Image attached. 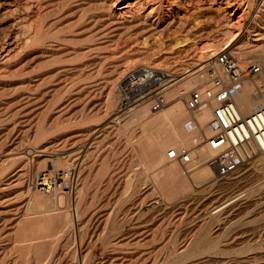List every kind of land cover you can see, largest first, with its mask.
Listing matches in <instances>:
<instances>
[{"label": "bare ground", "instance_id": "1", "mask_svg": "<svg viewBox=\"0 0 264 264\" xmlns=\"http://www.w3.org/2000/svg\"><path fill=\"white\" fill-rule=\"evenodd\" d=\"M242 1L240 0H0V6L3 7V9L5 8L6 15L14 11L15 13L17 12L16 13L18 14L17 17L14 14V16L16 17V19L14 18L15 20L14 22L18 21L19 24L22 23L24 25L22 28L23 31L26 29L25 44L28 48V50L26 49L27 52L25 54L26 64L24 65L22 64L23 67L17 64L18 67L20 68L22 67L25 70V72L23 70L24 72L23 75H25L26 73L27 76V77L25 76L26 78H24V81L25 80L27 81L28 86L25 85L26 83L22 84V88L25 86L24 90L25 89L31 90L33 86L34 87L37 86V91H38L39 86L41 87V85H48V89L43 90L42 89L43 86L41 87L42 90L39 89L41 95L45 96V93L47 94L48 92H50L51 95L55 96L57 93L56 90H58L56 89L57 88L56 86L62 88L61 85L63 86L68 85L69 83L68 81L71 82L73 80L75 81L76 79L79 80L81 77L84 78V76L88 77V73L90 72L89 70L93 69L92 65H95V62L99 61L98 59H100L96 55L97 53H99L100 49H98L99 51L98 50L96 51L94 50L95 47L96 49L98 47L101 48L102 43H103L102 48H105V45H107L106 47H108V45H112V43L117 41L119 43V40H121V38L125 34H127L129 38L125 37L128 39H126L125 41L122 40L123 42H121V44L120 43L118 44L120 45L119 46L120 48L118 47V49H116V51L119 49L120 51H124L123 53H121L123 56L121 57V59L117 57V59L119 60H117L116 62L113 61V59H112L113 62L111 61L112 64L114 62L115 63L112 67L113 69L111 74L108 76V83L110 84L108 89V92L110 93V94L108 93L110 96V100L108 101L110 102V105L111 106L116 105L117 101L119 100V95H117L118 91L116 94L112 93L113 87L114 86L116 87L115 81H117L116 79H119L118 78L119 76H117L118 73L125 74L126 71L136 67H151L152 71H156L154 75H157V77L160 80H159V86L156 87L155 90L159 88L157 90V93H160L163 96L165 100V104L161 108L157 110H153L152 109V104L154 102L153 95H146L137 104L118 114L115 118H119L120 120L118 119L119 120L117 121L118 123L117 124L115 123L116 125L115 124L114 125L116 126L115 128L117 130H120L123 135L124 134L126 135L127 137L125 139L127 142L126 144H131L134 142L138 146V150L136 152L134 151L133 153V155H135L136 160L142 166L140 168V171H138V175L143 173V171L147 169L154 170L152 182H154L157 186V189L159 191L158 195L159 196L162 195L165 198V201H167L168 207L171 208L176 207L175 209L179 210L183 208L184 207L183 205H185L186 203L188 202L192 203L194 201L197 203L199 202L198 205H200V207L196 210L197 212L195 216L196 219L191 220L190 224L184 227L183 229H177L176 231H174V234L171 235L172 237L170 236L168 241H166L165 245L163 247L161 246L162 250L158 257V263L156 262L157 264H264V150L257 151L260 153L257 154L256 152L257 155L253 157L254 159L253 160L251 159V161H249L250 159L248 160L250 163L249 165L250 167L245 170L246 173L245 172L239 173V170H236L232 174L225 175L226 177L223 176L225 178L224 182H220L221 178L223 177L214 179V170H213L214 168L210 164L209 159H211V157L215 155V150L210 149L205 143H199L201 141L200 139L203 136L208 135L210 133V129L207 125V122L211 118L212 106L214 102H212L208 106L203 107L200 110L194 111L193 113H188L185 106V100L188 96L189 91L192 88H196V87L203 88L210 86L209 83L210 73H206L205 68L207 67V65L210 64H212L213 66L216 65L215 59L212 58L215 57V55L222 49H228L232 51L238 58L239 63L241 65H245L246 63L257 61V63L260 66V70L256 74H254L251 79H247L246 81H244L243 87L235 96V99L239 105L242 114H248L249 112H251L255 108L256 103L259 104L264 102V0H246L243 3ZM133 2L135 5L133 4ZM150 3L155 8L153 14L147 13L145 15L144 14L139 15L138 13L136 12L134 13L133 11H131L132 4L140 9L141 6L143 7ZM206 4H210V5L223 4V7H221L222 5H219L217 9L214 10V12H210L211 7L209 8V11H207L208 8L206 10L202 9V7H204ZM66 7H70V10L67 11ZM115 7H118L117 9L120 10H116ZM124 8H127V11H129L131 15H129L130 14L129 13L128 17H124L123 14L125 15L126 10H121ZM185 9H187V11ZM238 10L240 12L237 13L236 11ZM188 12L190 13L188 14ZM70 13L72 19L75 18L78 24L81 25L79 30L78 28L76 29L78 31L71 30L73 29L72 26L73 23L69 24L67 22L68 24L63 25L66 22L65 16H67L68 18V14ZM250 13H252L251 16ZM190 14H192L191 19L195 21V25L193 24L194 26L190 25L189 23L186 24V22L190 19V18L188 19ZM10 15L13 14H9L8 17ZM246 16H249L247 20L245 19ZM49 17L50 18L52 17V19H49ZM212 17H216V19H214L215 21H217L215 22L217 23L215 27H212L211 24L210 27L207 24V22ZM68 20H70V18ZM245 21H249V24L247 26L245 25ZM18 22L16 23L18 24ZM68 27L70 28L72 27V28L68 29ZM171 30L172 31L174 30L173 33L178 32L180 34H183L184 36L193 35V37L195 36L199 40V43L201 42L200 44L205 42L206 44L204 43L205 45L203 47H200L202 48V50L199 51L200 53L198 54L199 56H197V54L193 55L191 53L192 55L190 54L191 56L189 55L190 57H188L186 60H184L182 57L184 61H178V63L174 64L173 63L174 60L173 62H171L170 59L175 58V56H173V54L175 53L172 51V49H174L173 46L175 45L174 44L175 42L174 43L159 42L160 44L159 45L157 44L158 46L144 47L146 37L147 38L149 36L165 37ZM77 33L78 34L80 33V35H77ZM175 38H177V36L173 38L174 41H176ZM81 39H83L84 42L89 41L90 43L87 44L88 43L87 42L85 43L87 45L81 46L80 45L81 43L78 41V40L81 41ZM178 41L176 44H178ZM77 42L80 43V44L78 43L79 47H77L78 45L75 46ZM115 44L117 43H114L113 45ZM90 50H92L93 52H90ZM94 51H96L97 53L95 54ZM174 51L176 50L174 49ZM89 53L90 54L92 53V55L98 57L97 59L94 56L97 59L94 60L95 62L93 61L94 64H92L93 62H91L90 57H88ZM92 55H90L91 58L93 57ZM98 55L100 56L101 54ZM152 56H155L154 59L152 58L153 59L152 61L153 62L158 61L159 63L158 65H154V64L152 65L151 63L153 62L147 61L150 60ZM85 57H87V59H85ZM76 59L77 60L82 59V61L79 60V62L77 63H72L73 60L75 62ZM101 59L103 58L101 57ZM176 59L177 58H175V60ZM65 60L68 61V64L66 62H63L64 64L63 66H61V64L60 67L57 66L59 63ZM208 60L210 61L205 63L204 65H201L202 63ZM69 61L72 62H70L69 64ZM56 63L57 65H55V67L58 68H56L55 71L53 70V68H52L53 71L50 69L52 72L48 71L49 69L47 70V67H49L50 65L52 66L53 64ZM90 64H92L91 65L92 69L89 66ZM94 68L96 69V67ZM8 69H10V71L12 70L11 67H9ZM15 69L17 68L15 67ZM19 71H21V69ZM216 71L219 74H222L220 67L218 66H216ZM14 72L16 71L14 70ZM84 79L87 78L85 77ZM66 80L68 83L66 82ZM20 81H22V79ZM11 83L12 82H10V84ZM4 85L5 83L1 80L0 88L5 87ZM68 87H70V85ZM20 89H21V85H20ZM34 90L35 88L31 90L32 93L31 91L30 93L29 91H27V93L23 91L20 94H18L19 92L17 91L18 95L16 93L15 96L13 95L14 99L17 98L18 100L17 101L15 99L13 102L15 103V101H17L16 104L19 103L18 105L20 106L17 107L18 106L17 105L16 106L17 109L18 108L24 109V110L20 109L23 111L17 110L21 112L20 114H23L22 112L25 111L28 114L30 110H33L34 112L36 111V113L45 110L43 107H39L41 109L43 108L41 110L34 106L35 105L34 102L36 101V99H38V94L35 92L36 90L35 91ZM69 90L67 92L72 93V91L69 92ZM33 91L35 92V94H33L34 93ZM77 91H81L82 93V87ZM88 91L90 90L88 89ZM12 93H14V91ZM63 94L64 93L62 92V94L60 95ZM13 97L10 99L13 100ZM57 99H58L57 96H55V100ZM12 100L11 102H9L8 100L7 103L9 104L11 103L10 105L14 107V104H12L13 103ZM4 101L6 100H1L0 102L1 103L3 102L5 104L6 102ZM43 102H47V100ZM1 103H0L1 105L0 108L3 109L4 107L2 106L4 104L2 105ZM26 104L27 106L29 104L31 105V109L29 108L30 110H25V108H28ZM67 104L68 107L70 108L71 105L69 106V103ZM7 105L8 104L4 106L6 107ZM48 105L50 104H47L46 106ZM8 107L6 108L7 111H9L8 109L11 108ZM68 107H66V109ZM1 109H0V117L2 118H0V120L1 119L4 120V118L7 117L6 115L8 112H6V110H2L6 112L3 113L5 115H2ZM50 109H51V105H50ZM15 110L14 112L12 109L10 110L12 111V113H14V117L16 113L19 114V112H15ZM46 110L48 111L49 109ZM46 110L44 113H46ZM63 111L65 110L62 109V113ZM66 112L68 113V111ZM12 113L11 114L8 113V115L10 116L9 118H13L11 117ZM26 113L23 114L24 117ZM41 113L39 114L41 115ZM31 114L33 116L32 112L30 113V115H27L29 122L31 118L28 116H31ZM19 115L17 116L18 118L23 116L20 115L19 117ZM44 115L41 116L44 117ZM189 115L192 116V119L190 120L192 123H190L189 121ZM34 119L33 122L36 120ZM40 119L42 120L43 118ZM3 122L5 123V121ZM41 122L43 123V120ZM41 122L40 123L38 122V124L36 122L37 124V126L35 125L36 130L33 129L35 133L33 134L34 136L32 140L35 143L36 142L39 143L40 142L39 140L43 136L46 137L45 136L47 133L46 130L50 129L49 127L48 129H45L46 127H43ZM193 123H195L194 126ZM26 124L28 125V123ZM31 125L30 126L28 125V129L29 127H31ZM55 126H57V124L55 123L52 124V127L55 128ZM189 126H191L192 128H190ZM4 128L5 127H3L2 130H4ZM8 128L10 127L5 128V130ZM24 128H26L25 125ZM11 129L13 130L12 127ZM28 131L26 133H28ZM60 131L62 132V129H60ZM8 132H13V131H8ZM51 132L52 130L50 131V133ZM8 134L9 133L6 132V134L3 135V137L1 135L0 138L2 140L4 138L5 144H8L7 141H9V139L6 140L5 137L7 136L8 138V136L12 135V134L10 135ZM19 138H22V136ZM12 139L13 137L11 138V141H13ZM80 139L82 140L81 137ZM20 140L22 139L19 140L17 139L19 145L21 143ZM64 140L66 141L65 137L61 145L63 147H64L63 144L65 142ZM77 140L78 139H76V142ZM3 144L2 146L4 147L5 145ZM66 145L71 146L72 143ZM193 145H197V151H198V157L195 161L183 163L174 158H169L167 155L168 150H170L171 148H174L177 151H179L182 148ZM10 146H13V143ZM20 146H22V144ZM5 147H7V145ZM18 147L16 151H14V156L15 159L21 161L22 165L21 164L20 165L22 167L17 169L15 172H12L13 174L9 173V176L7 175L8 177L3 175L7 177L6 179L12 178V182L14 181L15 186L16 184L17 185L19 184V187H16V189L20 188L22 191L24 190L26 192L25 194L27 195L26 197L27 200L25 198L26 214L20 220L15 221L12 227L10 228L12 229L11 231L12 233L10 236L12 241L10 242V244H12V248L10 249V253L12 251L16 252L15 256L17 255L18 256L15 258L21 260V262L24 261V264L30 263V260L31 262L35 261L36 264L38 262H43V261L44 263L42 264H51L52 259L50 257L53 255V252L59 243L58 240H60L64 236L63 246L64 245L69 246V250H67L68 251L67 254H69L68 256H70V258L72 259L69 264H78L74 261L73 258L76 256L77 253L79 255H82L83 257H87L91 251L90 246L92 245V241L89 240L87 242L86 247L82 249V247L80 246L76 247L75 240L77 238L82 239V237L85 234V230L87 231L89 230V228L90 230H92L91 232H95L98 229V227H100L99 225L101 222H104L103 227L104 228L107 227V232L96 235L97 238L101 239L104 242V244L111 245L113 248H118V245H121L122 242L124 243L125 240L127 242L128 241L127 239H130L129 237H131V235L127 236L128 235L127 232L120 233L122 227L124 226V224L129 222L130 218L133 216L137 207L143 204V202L147 201L146 198L150 197V195L153 193L152 190L150 193V189L148 192H146V190L148 189H145L146 194H143L142 192L143 196L142 195H141L142 197L140 196V201L138 204H136L135 202L137 201L136 199L133 200L134 194L132 195L130 193L128 195L120 196L116 200L117 205L116 204L115 205L117 207L118 206L121 207L122 205L124 206L123 208L121 207L123 209L122 215L118 214L119 210L116 209L115 211H113L111 215L109 214V216H107V218L103 220L101 219L102 216L99 217L98 212H96L98 208L97 209L95 208L96 210H92L94 209L92 207L95 201L93 202L90 199L89 202L86 201L85 199L86 190L88 189V184H89L87 183L88 182L87 172H89V170L87 169L86 165H84V161H85L84 148L81 147L82 149L80 150L78 149V151L76 152H71V154L67 153L68 157L69 156L72 157V153H74L75 161H73L72 163L74 165L73 167H69L68 164L65 163V168L68 167V169H66V171L62 170L61 178L63 179V181L68 182L67 184L68 189H64L62 187L63 182L61 183L54 182L53 185L51 186L49 183L51 181L50 180L48 181L47 176L51 175V170L50 168L49 169L47 168L46 166L47 162H51V164L53 165L55 163H58V162L54 163L55 160H53L52 157H51L52 160L51 159L47 160L50 157L49 153L52 152L48 149L49 146L47 147L42 145V147L44 148L41 149V154H38L35 150L30 152L29 148L22 151L20 150L22 148L18 149ZM51 148L52 147H50V149ZM33 152H36L38 154L37 157L33 156L34 155ZM30 154L31 157L33 156L36 159L35 160L30 159L29 158ZM53 155L55 154L53 153ZM11 157L12 156H10V158ZM64 157L66 156H63V158ZM8 158H5V160ZM65 159L67 160V158ZM11 160L10 163L12 164ZM3 161H4V157L0 159V173L6 172L5 164L3 163ZM62 161L63 160H61L60 162L62 163ZM248 161L247 164H249ZM15 163L16 162H14V164ZM105 164L106 163H102V165H100L101 168H98L96 170L95 172L96 179H98L97 177L105 173L106 168L103 167L105 166ZM29 171L36 172L34 176L36 179L34 180L32 186L29 185L30 182L32 181L29 180L30 182H28V178H27ZM255 174H256L255 176L256 179L261 175V178L259 177L260 180L259 182L255 181L256 180L255 179L254 182L257 183L252 182V184H250L251 182L249 183L245 181L244 183L243 181L244 184H241L242 182L241 179L243 178L249 179L250 176ZM5 177H2L4 178V179L1 178L2 180L0 179V191H2V193H4V191L9 190L10 189L9 186H11V188L13 186V184L10 185L11 181L9 183L7 182V180H6L7 183L4 182ZM125 181L126 182L123 183L124 191H128L129 189H131L132 193L133 191L136 193L142 190L143 187L141 185L142 183L144 184V182H146V179L136 178L134 180L128 179ZM223 183L225 184L223 185ZM31 188H33L34 191H31ZM97 188H99L98 185ZM97 188L95 189L96 191ZM20 189L17 190L19 191ZM45 190L50 192V194L53 192L54 197H52V194L50 196L48 194L42 193L45 192ZM225 190H228V192L225 193ZM158 195L157 197L155 196L154 197L158 198ZM152 199L154 198L152 197ZM57 205H59L58 208ZM95 206H97L96 203ZM117 215L118 216L121 215V216L118 218ZM4 218L3 221H6ZM0 229L3 228L0 227ZM6 233L5 235L7 236L8 234L7 237H9V233L7 234ZM136 239L138 240V237ZM134 249L135 248H133V251L130 254L128 253L129 254L128 258L127 256L123 255L124 257L120 259H116L117 262L113 264H147L148 259L151 258V256L153 255V253L147 252L145 250H138L134 252ZM0 250L2 251V253L0 251V255H2L4 252V248L3 249L0 248ZM85 250L86 252H83ZM125 257L127 258L128 263L127 262L125 263L126 261ZM1 260L2 259H0V261ZM107 264H110V262Z\"/></svg>", "mask_w": 264, "mask_h": 264}, {"label": "rangeland", "instance_id": "2", "mask_svg": "<svg viewBox=\"0 0 264 264\" xmlns=\"http://www.w3.org/2000/svg\"><path fill=\"white\" fill-rule=\"evenodd\" d=\"M240 1H242V0H240ZM246 0H243L242 1V3L243 2H245ZM133 4H134V2H133ZM132 4V10L131 11H133L134 13L136 12V13H138L139 15H145V14H147V13H151V14H153L154 13V6H152V4L150 3V4H147V5H145V6H141V8L139 9V8H137V6L135 7L134 5ZM122 5V4H121ZM210 4H206L204 7H202V9L204 10H206L207 8V11H209V8L211 7V11L210 12H214V10H216L217 9V7L219 6V5H222L221 7H223V4H211L210 6H209ZM4 6V5H3ZM213 6V7H212ZM71 7V6H70ZM70 7H66L67 8V11L68 10H70ZM150 7V8H149ZM66 8H65V11H66ZM72 8H74V7H72ZM118 7H115V9L116 10H120V9H117ZM152 8V9H151ZM121 10H126V13H125V15L123 14V16L124 17H128L129 15H131V13L129 12V11H127V8H124V9H121ZM129 10V9H128ZM135 10V11H134ZM186 11H187V9H185ZM137 11H139V12H137ZM128 12V13H127ZM146 12V13H145ZM183 12H185V11H183ZM237 13L238 12H240L239 10L238 11H236ZM5 13V14H4ZM17 13V12H16ZM15 13V11L14 12H12V13H9V14H13V15H10L9 17H8V15L9 14H7L6 15V12H5V8L3 9V7H1L0 6V76H2V77H0V79L5 83V87H3V88H0V101L1 100H6V101H4V102H6L5 104L2 102H0L2 105L4 104V105H6V104H8L6 107L3 105L2 107H4L3 109H1V114L2 115H5V114H3V113H6V112H8L9 114H11L12 113V111H10L11 109L13 110V112H14V110H15V112H19V114L21 113L20 111H23L24 109L23 108H20V109H23V110H20L19 108L17 109V107H20L18 104L19 103H17L16 104V102L18 101L17 100V98H15L17 101H15V103L13 102L15 99H14V97H13V95L15 96V93L17 94L18 92V94H20L21 92H26L27 93V91H29L30 89H28V90H24V88H25V86L22 88V84L23 83H26L25 85H27L28 86V84H27V81L25 80L24 81V78H26L27 76H26V73H25V75H23L24 74V72H25V70L22 68L23 67V65L24 64H26V60H25V54H26V52H27V50H28V48H27V46H26V44H25V40H26V38H25V35H26V29L23 31V24L22 23H20L19 24V22L18 21H16V22H18V24L16 23V22H14L15 20H14V18L16 19V17H17V15L18 14H16ZM72 13V12H71ZM71 13L70 14H68V18H67V16H65V18H66V22H65V24H63V25H66V24H71V23H73L72 24V26H73V29H71L70 27H68V29L70 28L72 31L74 30V31H78L79 30V28H80V24H78V22L76 21V19L75 18H73L72 19V16H71ZM130 13V14H129ZM190 12H188V14H189ZM236 13V14H237ZM6 15V16H4V15ZM14 14H15V16H14ZM129 14V15H128ZM191 15L192 14H190V16L188 17V21L186 22V24H190V25H195V21L193 20V19H191L192 17H191ZM252 15V13H250V16ZM4 16V17H3ZM12 16H14V17H12ZM70 16V17H69ZM13 18V20H12V18ZM217 17V16H216ZM216 17H212V18H210V20L207 22V24L210 26V24H211V26L212 27H215L216 26V24L217 23H215V22H217V21H215L214 19H216ZM70 18V20H68ZM249 18V16H246L245 17V19L247 20ZM49 19H52V17L50 18L49 17ZM72 19V20H71ZM11 20H12V22H11ZM74 20H75V22L77 23H75L74 22ZM72 21V22H71ZM8 22V23H7ZM68 22V23H67ZM16 23V24H15ZM75 23V24H74ZM192 23V24H191ZM11 24V25H10ZM249 24V21H245V25L247 26ZM75 25V26H74ZM193 25V26H194ZM71 26V25H70ZM210 26V27H211ZM20 27V28H19ZM78 28V30H76ZM21 31V32H20ZM172 31V30H171ZM171 31L164 37V36H149L148 38L146 37V39H145V45H144V47L146 46V47H153V46H158L160 43H169V42H172V43H174L175 45L173 46V48L176 50V51H174V49H172V51L175 53V54H173V56H175V58H177L176 60H175V58L174 59H170L171 60V62H173V60H174V64H176V63H178V61H184V60H186L188 57H190L192 54L194 55H196L197 54V56H199L198 54H200L199 53V51H201L202 50V48H200V47H203L205 44L204 43H202V44H200L199 43V40L196 38V40H195V38L193 37V35H187V36H184L183 34H180V33H178V32H176V33H173L174 32V30L172 31V33H171ZM62 34V33H61ZM77 35H80V33L78 34L77 33ZM179 35V36H178ZM24 36V37H23ZM168 36V37H167ZM177 36V38H175V40L176 41H174V37H176ZM191 36V37H190ZM125 37H128V35L127 34H125L122 38H121V40H119V43L121 44V42H123V41H125L126 39H128V38H125ZM184 37V38H183ZM187 37V38H186ZM184 39V40H183ZM185 39H187V40H185ZM123 40V41H122ZM148 40V41H147ZM179 40V41H178ZM79 42H77V44H75V46H77V47H79V44L81 45V46H84V45H87V44H89L90 42L89 41H85L84 42V40L83 39H81V41L80 40H78ZM177 41H178V44H176L177 43ZM83 42V43H82ZM88 42V43H87ZM153 42V43H152ZM160 42V43H159ZM180 42V43H179ZM79 43V44H78ZM85 43H87V44H85ZM114 43H117V44H115V45H113ZM114 43H112V45H108V47H106L107 45H105V48H102V46H103V43H102V46H101V48H99L98 46V48L96 49V47L94 48V50H98V49H100V51H99V53H97L96 51H94L95 52V54L101 59V57L103 58V59H101V61H100V59H98V57H96L95 55H92V53L90 54L89 53V56L88 57H90V59H91V62H93L96 58L99 60V61H94L95 62V65H92V64H94V62L92 63V64H90L89 66H90V68H91V65H92V68L94 69V71H93V69L92 70H89L90 72L88 73V77L87 76H84V78L86 77L87 79H84L83 77H81L79 80H73V81H68L67 82V80H66V82L68 83V85H66L65 83V85L68 87L69 85H70V87H68V90H69V92L70 91H72V93L70 92V93H68L67 91V87L66 86H63V85H61L62 86V88L61 87H58V86H56L55 88L56 89H58V90H56V95L55 96H57V100H55V96H53V95H51L50 94V92H48L47 94L45 93V96H43V95H41V93H40V91H39V89H41V87H42V89L44 90V89H48V85H41V87L39 86V88H38V91H37V86L36 87H34L33 86V88H35V92L38 94V99H36V101L34 102V106L35 107H37L38 109H41V108H39V107H43L45 110L46 109H49L48 111L46 110V113H44L45 112V110L43 111L42 109V113L39 111V112H37L36 113V111L34 112L33 110H30L31 109V103L27 106V104H26V106L28 107V108H25V110H30L29 111V113L27 114L26 113V111L25 112H22L23 114L24 113H26L27 115H30V113L32 112L33 113V116H32V114H31V116H28V117H30L29 119H30V122H32V123H30L29 122V120H28V118H27V115L25 114V117H24V115L23 114H20L22 117H20V115L18 114V113H16V114H18L19 115V117L20 118H18L17 116L18 115H16L15 114V117H14V113H12V115H11V117H13V118H9L10 116L8 115V113H7V117L6 118H4V120H0L1 122H0V138H1V135H2V137H3V135H5L6 134V132L7 133H9L8 135H10V134H12V135H10V136H8V138H7V136L5 137L6 138V140H8L9 139V141H11V138L13 137V141H11V142H9V141H7L8 142V144H5V140H4V138H3V140L2 139H0V142H1V144H0V159L1 158H3L4 157V161H3V163L5 164V173H0V179L2 178V177H5V176H9V173L10 174H13L12 172H15L17 169H19L20 167H22L21 165H22V163H21V161H18V159H15V156H14V151H16V149H17V147H18V149L19 148H22V149H20V150H22V151H24V150H26L27 148H29V151L31 152V151H36L38 154H41V149H43L44 147H42V145L43 146H49V150L50 151H52V152H50L49 153V158L47 159V160H52V158H53V160H55L54 161V163L55 162H58L59 164H62V165H59L58 163H55L54 165L53 164H51V162H47V168L49 169L50 168V170H51V175H48L47 176V178H48V181L50 180L51 182H49L50 183V185L52 186L53 185V183L55 182V183H61V182H63L62 183V187L64 188V189H68L67 187H68V182L67 181H63V179L61 178V173H62V170H65L66 171V169H68V167L67 168H65V163H67L68 164V166L69 167H73L74 165L72 164L73 163V161H75V157H74V153H72V157H68V154L67 153H70L71 154V152H76V151H78V149L80 150V149H82V148H84V152H85V158H84V165H86V167H87V169L89 170V172H87L88 173V175H87V183H89L88 184V189L86 190V197H85V199H86V201H89L90 202V199L94 202V205H93V207L92 208H94V209H92V210H96L97 208H98V210H96V212H98V215H99V217H101V219H105V218H107V216H109V214L111 215L112 213H113V211H115L116 209H118L117 211L119 212L118 214H121L122 215V211H123V205L121 206V207H117L116 205V200H117V198H119L120 196H122V195H128V194H134V197H133V200H137V201H135L136 202V204H138L139 203V201H140V196L142 195L143 196V194H146V192H148L149 191V189H150V193H151V190H152V192L154 193V195H153V193L150 195V197H147L146 198V202H143V204H141V205H139L138 207H137V209H136V211L134 212V214H133V216L130 218V220H129V222H127L126 224H124V226L122 227V230H121V232L120 233H126L127 232V236H129V235H131V237H129L130 239H127L128 241V243L126 242V240L124 241V243L122 242V244L121 243H119V244H121V245H118V248H113L111 245H108V244H104V242L101 240V239H99V238H97V235H99V234H101V233H105V232H107V227L106 228H104L103 227V224H104V222H101L100 223V227H98V229L96 230L97 231V233H96V231L95 232H91L92 230H90V228H89V230H85V234H84V236L82 237V239H76L75 240V245H76V247L77 246H80V247H82V249H84V247H86V245H87V242L90 240V241H92V245L90 246L91 247V251H90V254H88V256L87 257H83L82 255H79L78 253L76 254V256L73 258L74 259V261L76 262V263H78V264H107V263H109L110 262V264H113V263H115V262H117L116 261V259H120V258H122V257H124V256H127V258H128V256H129V254L133 251V248H135L134 249V252H136V251H138V250H145V251H147V252H151V253H153V255L151 256V258H149L148 259V261H147V264H155L156 262L158 263V257H159V254H160V252H161V250H162V248H161V246L163 247L164 245H165V243H166V241H168V239L170 238V236L171 235H173L174 234V231H176L177 229H183L184 227H186L187 225H189L190 224V222H191V220H193V219H196L195 218V216H196V214H197V212H196V210L200 207V205H198L199 204V202L197 203V202H188V203H186L185 205H183L184 207L183 208H181V209H179V210H176L174 207H168L167 206V201H165V198L161 195V196H159L158 194H159V191H158V189H157V186H156V184L154 183V182H152V178H153V175H154V170L153 169H147V170H145V171H143V173H141V174H139L138 175V171H140V168L142 167L141 166V164L136 160V158H135V155H133V153H134V151L136 152L137 150H138V146L133 142V143H131V144H126L127 142H126V135L124 134H122V132L120 131V130H117L115 127V125L118 123L117 121H119L120 119L119 118H115L118 114H120L122 111L120 110V108H119V100L117 101V103H116V105H110V102L108 101V100H110V96H109V92H108V89H109V83H108V76L111 74V72H112V67H113V65H114V63L117 61V60H119V59H117V57H119L120 59H121V57L123 56L121 53H123L124 51H120V49L119 50H117L116 51V49H118V47L120 46V45H118L119 43H118V41L117 42H114ZM156 43V44H155ZM192 43V44H191ZM158 44V45H157ZM98 45H101V44H98ZM162 45H164V44H162ZM114 46V47H113ZM143 46V45H142ZM111 49H110V48ZM112 47H113V49H112ZM25 48V49H24ZM114 48H115V50H114ZM120 48V47H119ZM156 48V47H155ZM27 49V50H26ZM92 49V48H91ZM106 49V50H105ZM110 49V50H109ZM192 49V50H191ZM200 49V50H199ZM187 50V51H186ZM195 50V51H194ZM16 51V52H15ZM112 51H115V52H112ZM118 51H120V52H118ZM198 51V52H197ZM90 52H93L92 50H90ZM183 52V53H182ZM24 53V54H23ZM118 53V54H117ZM192 53V54H191ZM98 54H101L100 56L98 55ZM112 54V55H111ZM177 54H178V56H177ZM191 54V55H190ZM90 55H92L93 57L91 58V56ZM106 55V56H105ZM121 55V56H120ZM184 55V56H183ZM190 55V56H189ZM20 56V57H19ZM96 58H95V57ZM104 56V57H103ZM110 56V57H109ZM114 56V57H113ZM187 56V57H186ZM7 57V58H6ZM108 57V58H107ZM112 57V58H111ZM154 57L155 56H152L151 58H150V60H147V61H149V62H153L152 60L154 59ZM180 57V58H179ZM182 57H183V59H182ZM19 58H20V60H19ZM94 58V59H93ZM153 58V59H152ZM5 59V60H4ZM13 59H15V60H13ZM24 59V60H23ZM82 59H84V58H82ZM82 59H79L80 61H82ZM85 59H87V57H85ZM96 59V60H97ZM105 59H107V60H105ZM112 59H113V61H115L113 64L111 63V61H112ZM212 59H215V57H213ZM79 60H77L76 59V61L74 62V60H73V62L72 61H69V64H70V62H72V63H77V62H79ZM103 60V61H102ZM211 60V59H210ZM210 60H208V61H206V62H204V63H202L201 65H204L205 63H207V62H209ZM18 61V62H17ZM112 61V62H113ZM13 64H12V63ZM22 62V63H21ZM25 62V63H24ZM63 62H66L67 64H68V61L67 60H65V61H62L61 63H59L58 65H57V63L56 64H53L52 66L50 65L49 67H47V70L48 71H51L52 70V68H53V70L55 71V69L56 68H58V67H55V65H57V66H59L60 67V64H61V66H63L64 64H63ZM99 62V63H98ZM103 62V63H102ZM256 63H257V61H255ZM20 63V64H19ZM71 63V64H72ZM98 63V64H97ZM172 63V64H173ZM6 64V65H5ZM8 64V65H7ZM19 65V66H22L21 68L20 67H18V65L17 66H15V65ZM23 64V65H22ZM152 65L154 64V65H158L159 63H158V61L157 62H153V63H151ZM172 64H170V65H172ZM173 64V65H174ZM97 65H99V66H97ZM112 65V66H111ZM200 65V66H201ZM211 65L212 64H210V65H207V67L205 68V72L206 73H210L211 72V70L210 69H212L211 68ZM13 66H15L17 69H15V67H13ZM110 66V67H109ZM9 67H11L12 68V72L10 71V69H8ZM55 67V68H54ZM94 67H96V69L94 68ZM199 67V66H198ZM6 68V69H5ZM13 68H14V70L16 71V72H14V70H13ZM18 68H19V70L21 69V71H19L18 70ZM136 68H138V67H136ZM8 69V70H7ZM51 69V70H50ZM134 69V68H133ZM5 72H4V71ZM23 70H24V72H23ZM52 70V71H53ZM8 71V72H7ZM51 71V72H52ZM18 72H19V74H18ZM92 72V73H91ZM127 72V71H126ZM2 73V74H1ZM5 75H4V74ZM16 73V74H15ZM9 76H8V75ZM18 74V75H17ZM21 74V75H20ZM91 74V75H90ZM120 73H118L117 74V76H119L118 78L119 79H116L117 81H115V85L117 84V82H118V80H120L123 76H124V73H121L120 75H119ZM23 75V76H22ZM26 76V77H25ZM10 77V78H9ZM20 77V78H19ZM17 78H19V79H17ZM22 79V81H20ZM84 79V80H83ZM0 80V81H1ZM70 80V79H69ZM80 80H82V81H80ZM86 80V81H85ZM8 83H7V82ZM20 81V82H19ZM10 82H12L11 84H10ZM79 83V84H78ZM87 84H88V86H87ZM14 85V86H13ZM20 85H21V89H20ZM91 85V86H90ZM6 86H7V88H6ZM26 86V87H27ZM44 86H45V88H44ZM47 86V87H46ZM77 86V87H76ZM80 86V87H79ZM159 86V84H156L155 85V87H154V89L156 88V87H158ZM73 87V88H72ZM75 87H76V89H75ZM82 87V93H81V91H77V90H79L80 88ZM115 87V86H114ZM113 87V89H112V93H114V94H116L117 93V89H116V87L114 88ZM33 88H31V90H33ZM54 88V89H55ZM66 88V89H65ZM91 88V89H90ZM7 89V90H6ZM17 89V90H16ZM23 89V90H22ZM41 89V90H42ZM66 90V92H65V90ZM72 89H74V90H72ZM88 89L90 90V91H88ZM159 89V88H158ZM158 89H156V90H158ZM4 90V91H3ZM5 90H6V92H5ZM30 90V91H31ZM61 90V91H60ZM84 90H85V92H84ZM9 91V92H8ZM11 91V92H10ZM14 91V93H12ZM18 91V92H17ZM30 91H29V93H30ZM33 91V92H34ZM77 91V92H76ZM92 91V92H91ZM5 92V93H4ZM35 92L33 93V94H35ZM62 92L64 93L63 95H60V94H62ZM84 92V93H83ZM88 92V93H87ZM7 93V94H6ZM31 93H32V91H31ZM52 93V92H51ZM75 93V94H74ZM109 93V94H108ZM10 94V95H9ZM17 94V95H18ZM36 94V95H37ZM53 94V93H52ZM59 96H58V95ZM70 94V95H69ZM78 94H79V96H78ZM82 94H83V96H82ZM87 94V95H86ZM5 97H4V96ZM12 95V96H11ZM50 97H49V96ZM67 95V96H66ZM69 95V96H68ZM118 95V94H117ZM3 98H2V97ZM62 96V97H61ZM72 98H71V97ZM75 96V97H74ZM77 96V97H76ZM109 96V97H108ZM13 97V100L12 99H10V98H12ZM70 97V98H69ZM86 97V98H85ZM88 97V98H87ZM51 98V99H50ZM76 98V99H75ZM9 100V102H11V100H12V104H14V107L12 106V105H10L9 103H7L8 102V100ZM41 99V100H40ZM79 99V100H78ZM84 99H86V100H84ZM47 100V102H43V101H46ZM52 101V102H51ZM73 101V102H72ZM84 101V102H83ZM41 102V103H40ZM77 102V103H76ZM108 102H109V104H108ZM37 103V104H36ZM60 103V104H59ZM67 103H69V106H70V108L68 107V104ZM47 104H50L51 105V109H50V105H48V106H46ZM53 104V105H52ZM65 104H67V105H65ZM81 106H80V105ZM10 105V106H9ZM18 105V106H17ZM21 105V104H20ZM37 105V106H36ZM83 105V106H82ZM110 105V106H109ZM1 106V105H0ZM11 107V108H9V107ZM17 106V107H16ZM46 106V107H45ZM59 106V107H58ZM73 106V107H72ZM9 108L8 110L9 111H7L6 110V108ZM62 107V108H61ZM66 107H68L67 109H66ZM108 107V108H107ZM30 108V109H29ZM58 108V109H57ZM72 108V109H71ZM75 108V109H74ZM84 108V109H83ZM62 109L63 110H65V111H63V113H62ZM69 109H70V111H69ZM87 109V110H86ZM2 110H6V112L5 111H2ZM17 110H20V111H17ZM74 110V111H73ZM66 111H68V113L66 112ZM77 111V112H76ZM28 112V111H27ZM48 112V113H47ZM52 112V113H51ZM74 112V113H73ZM101 112V113H100ZM39 113H41V115H44V114H46V115H44V117L43 116H41ZM59 113V114H58ZM65 113V114H64ZM100 114V115H99ZM40 116V117H37V116ZM56 115V116H55ZM60 115V116H59ZM49 116H51V117H49ZM54 116V117H53ZM67 116V117H66ZM16 117H17V119H19V120H17L16 119ZM57 117V118H56ZM73 117V118H72ZM0 118H2V117H0ZM8 118V119H7ZM26 118V119H25ZM36 120H35V119ZM40 118H43L42 120H43V123L41 122L42 120L40 119ZM85 118V119H84ZM114 118V119H113ZM22 119V120H21ZM33 119L35 120L34 122H33ZM80 119H82V120H80ZM119 119V120H118ZM17 120V121H16ZM39 120H41V121H39ZM3 121H5V123L3 122ZM15 121V122H14ZM46 121V122H45ZM76 121V122H75ZM6 122H7V124H6ZM17 122V123H16ZM23 123V124H21V123ZM25 122V123H24ZM36 122H37V124H38V122L40 123H42V126L43 127H46L45 129H48V127L52 130V132L50 133V129H48V130H50V131H48V130H46L47 131V133H46V137H42L39 141V143L38 142H36V143H38V144H36L35 142H33V134L35 133L34 132V130L33 129H35L36 130V126H37V124H36ZM57 124V126H58V124H59V126L57 127V126H55V128L54 127H52V124ZM61 122V123H60ZM64 122V123H63ZM109 122H110V124H109ZM2 123H4V124H2ZM20 125H19V124ZM26 123H28V125L30 126L31 124V127H29V129H28V125L26 124ZM116 123V124H115ZM33 124H34V126H33ZM47 124H48V126H47ZM65 124V125H64ZM109 124V125H108ZM115 124V125H114ZM4 125V126H3ZM24 125H25V127L27 128H24ZM36 125V126H35ZM108 125V126H107ZM10 127V128H8V129H6L5 130V128H7V127ZM19 126V127H18ZM63 126V127H62ZM106 126V127H105ZM2 127V128H1ZM3 127H5L4 128V130H2L3 129ZM11 127L13 128V130L11 129ZM105 127V128H104ZM103 128V129H102ZM10 129V130H9ZM56 129V130H55ZM59 129V130H58ZM60 129H62V132L60 131ZM66 129V130H65ZM116 129V130H115ZM13 131V132H8V131ZM28 131V133H26L27 131ZM54 130V131H53ZM4 131H6V132H4ZM15 131V132H14ZM115 131V132H114ZM17 132V133H16ZM30 132V133H29ZM54 132V133H53ZM64 132V133H63ZM15 133V134H14ZM50 133V134H49ZM77 133V134H76ZM86 135H85V134ZM121 133V134H120ZM29 134V135H28ZM55 134V135H54ZM70 134H71V136H70ZM84 134V135H83ZM48 135V136H47ZM50 135V136H49ZM65 135V136H64ZM69 135V136H68ZM17 137V139L19 140V139H22V140H20V145L22 144V146H20L19 145V143L17 142V139H16V137ZM22 136V138H19V137H21ZM24 136H26V137H24ZM68 136V137H67ZM73 136V137H72ZM125 136V137H124ZM9 137H11V138H9ZM64 137L66 138V141L64 142V147H65V145L66 144H70V143H72V145L71 146H67L66 145V147L64 148L63 146H61L62 145V141H63V139H64ZM80 137L82 138V140L80 139ZM16 140H15V139ZM24 139H26V140H24ZM69 139V140H68ZM76 139H78L77 140V142H76ZM3 142H2V141ZM30 140V141H29ZM60 140V141H59ZM67 140H68V142H67ZM74 140H75V142H74ZM35 141V140H34ZM57 141H59V142H57ZM82 141H84V142H82ZM124 141V142H123ZM6 142V143H7ZM23 142V143H22ZM4 143V144H3ZM13 143V146H10L11 144ZM17 143H18V145H17ZM51 143H52V145H51ZM66 143V144H65ZM82 143V144H81ZM85 143V144H84ZM2 144L3 145H7V147H3L2 146ZM58 144V145H57ZM125 144H126V146H125ZM9 145V146H8ZM80 145H82V146H80ZM84 145V146H83ZM128 145H130V146H128ZM134 147H133V146ZM2 146V147H1ZM15 146V147H14ZM17 146V147H16ZM56 146V147H55ZM57 146H59V147H57ZM137 148H136V147ZM12 147H13V149H12ZM32 147V148H31ZM50 147H52L51 149H50ZM54 147H55V149H54ZM61 147H63V148H61ZM82 147V148H81ZM2 148V149H1ZM10 148V149H9ZM24 148V149H23ZM31 148V149H30ZM68 148V149H67ZM132 148V149H131ZM53 149V150H52ZM134 149H136V150H134ZM8 150V151H7ZM10 150V151H9ZM57 150V151H56ZM70 150V151H69ZM127 150V151H126ZM133 152H132V151ZM12 151V152H11ZM40 151V152H39ZM55 151H56V153H55ZM59 151V152H58ZM65 151V152H64ZM67 151V152H66ZM3 152V153H2ZM11 152V153H10ZM36 152H33L34 153V155L33 156H35V157H37V153ZM58 152V153H57ZM53 153L55 154V155H53ZM65 153V154H64ZM88 153V154H87ZM132 153V154H131ZM258 153H260V152H257V154ZM31 154L29 155L30 157V159H33V160H35L36 158L35 157H31ZM67 154V155H66ZM256 152L255 153H252L251 154V156L250 157H248L247 159H246V161L243 163V165H241L239 168H238V170H239V173H241V172H245L246 173V169L247 168H249L250 166V163H249V161H251V159L253 160L254 158L253 157H255L256 155ZM57 155H60V156H57ZM10 156H12L11 158H12V160H11V158H10ZM54 156V157H53ZM63 156H66V157H64L63 158ZM9 157V158H8ZM14 157V158H13ZM52 157V158H51ZM5 158H8V159H6L5 160ZM55 158V159H54ZM65 158H67V160L65 159ZM11 160V162H12V164L14 165V167H13V165L10 163V160ZM59 159V160H58ZM63 160L62 161V163L60 162L61 160ZM250 159V160H249ZM249 160V161H248ZM7 161V162H6ZM16 162L15 164H14V162ZM68 161V162H67ZM247 161H248V163L249 164H247ZM6 162V163H5ZM19 162V163H18ZM71 162V163H70ZM92 162V163H91ZM102 163H106L105 164V166H103V167H105L106 168V170H105V173H103L101 176H99V177H97L98 179H96V176H95V172H96V170L98 169V168H101V166L100 165H102ZM7 164H8V166H7ZM21 164V165H20ZM23 164H24V162H23ZM67 164H66V166H67ZM76 164V163H75ZM87 164H88V166H87ZM12 165V166H11ZM52 165V166H51ZM90 165V166H89ZM8 167V169H7V167ZM44 166V165H43ZM64 168V169H63ZM75 168V167H74ZM90 168V169H89ZM149 170V171H148ZM151 170V171H150ZM214 170V169H213ZM250 171V170H249ZM248 171V172H249ZM8 172V173H7ZM34 172V173H33ZM92 172V173H91ZM153 173V174H152ZM32 174V175H31ZM35 174H36V172L35 171H29L28 172V176H27V178H28V182H30V181H32V182H30V184L29 185H33V183H34V180L36 179L34 176H35ZM2 175V176H1ZM3 175H5V176H3ZM7 176V177H8ZM89 176V177H88ZM256 174L255 175H252V176H250L251 178H252V180H251V178L249 177V179H247V178H243V179H241V184H244L245 183V181H247V182H251L250 184H252V182H254V180L256 179ZM257 176H259V175H257ZM7 177H5V180H4V182L5 183H9L10 181L12 182V178H8V179H6ZM50 177V178H49ZM60 177V178H59ZM221 177H223V176H221ZM220 176H217V174H215V172H214V179H218V178H221ZM224 177H226V176H224ZM221 178V180H220V182H224V180H225V178ZM260 178H261V175L259 176ZM259 177L255 180V181H257V182H259L260 180H259ZM30 178V179H29ZM136 178H143V179H146V182H144V184L142 183V190H140V191H138V192H134L133 191V193H132V190L131 189H129L128 191H124V189H123V186H124V184L123 183H125L126 181L125 180H134V179H136ZM2 179H4V178H2ZM1 179V180H2ZM101 179V180H100ZM6 180H7V182H6ZM9 180V181H8ZM30 180V181H29ZM248 180H250V181H248ZM53 181V182H52ZM97 181V182H96ZM243 181H244V183H243ZM10 182V185H12L13 184V186L15 187H13L12 186V188H11V186H9V188L11 189H9V190H7V191H4V193H2V191H0L1 193H0V227H2L3 229H0V235H1V237H0V248L1 249H3L4 248V252H6V253H4L3 252V256L2 255H0V257H2V258H0V259H2L3 260V262H2V260L0 261V264L1 263H8V264H24V261L23 262H21V260H18L17 258H15V257H17V256H15L16 255V252H13L12 250V252L10 253V249L12 248V244H10V242H12L11 241V238H10V236H11V231H12V229H10L11 227H12V225L14 224V222L15 221H17V220H20L21 218H23V216L26 214V200H27V195L25 194L26 192L23 190H21L20 188H17V189H20L21 190V193H20V190L18 191L17 189H16V187H19V184L17 185L16 184V186L14 185V181L11 183ZM257 182H254V183H257ZM32 183V184H31ZM99 183V184H98ZM115 183H116V185H115ZM253 183V184H254ZM91 184V185H90ZM104 184V185H103ZM225 183H223V185H224ZM97 185H98V187L99 188H97ZM147 185V186H146ZM41 187V186H40ZM105 189H104V188ZM150 187V188H149ZM247 187V186H246ZM97 188V191L95 190ZM15 189V190H14ZM145 189H148V190H146V192H145ZM245 189V188H244ZM103 190V191H102ZM130 190H131V192H130ZM31 191H34V189L33 188H31ZM41 191H44V190H41ZM120 191V192H119ZM17 192V193H16ZM99 192H100V194H99ZM142 192H143V194H142ZM145 192V193H144ZM228 192V190H225V193H227ZM23 193V194H22ZM42 193H45V194H48V195H50L51 196V194H52V197H54V193L52 192L51 194H50V192H48V191H46L45 190V192H42ZM156 193V194H155ZM25 194V195H24ZM111 194V195H110ZM21 195V196H20ZM23 195H24V197H23ZM93 195V196H92ZM117 197H116V196ZM157 195H158V198H155V197H157ZM8 196V197H7ZM96 196V197H95ZM141 196V197H142ZM155 196V197H154ZM91 197V198H90ZM110 197V198H109ZM152 197L154 198V199H152ZM25 198H26V200H25ZM99 198V199H98ZM164 198V199H163ZM19 199V200H18ZM22 199V200H21ZM115 199V200H114ZM150 199V200H149ZM2 200V201H1ZM159 200V201H158ZM5 201H6V203H5ZM98 201V202H97ZM155 201V202H154ZM165 201V202H164ZM115 202V203H114ZM5 203V204H4ZM95 203H96V205L98 206L99 204V206L97 207V206H95ZM166 203V204H165ZM116 204V205H115ZM102 205H103V207H102ZM105 205V206H104ZM25 207V208H24ZM59 207V205H57V208ZM11 208V209H10ZM96 208V209H95ZM120 208H121V210H120ZM100 210V211H99ZM105 210V211H104ZM8 211V212H7ZM102 211V212H101ZM104 211V212H103ZM6 213H7V215H6ZM73 213H74V210H73ZM105 213V214H104ZM6 216H5V215ZM107 214V215H106ZM120 215V216H121ZM118 216V215H117ZM120 216H118V218L120 217ZM5 217V218H4ZM7 217V218H6ZM8 217H9V219H8ZM3 218L6 220V221H3ZM8 219V220H7ZM3 225V226H2ZM100 228V229H99ZM8 229H10V230H8ZM158 229V230H157ZM7 231V233H9V237H7L8 236V234L6 233V231ZM5 233L7 234V236L5 235ZM143 233V234H142ZM97 234V235H96ZM151 234H152V236H151ZM5 236H6V238H5ZM90 236V237H89ZM149 236V237H148ZM4 237V238H3ZM138 237V240L136 239ZM155 239H154V238ZM172 237V236H171ZM61 238V237H60ZM63 238V239H62ZM60 240H58V245H57V247H56V249L54 250V252H53V255L50 257L52 260H51V264H69L70 262H71V258H70V256H68L69 254H67V250H69V246H63V244H64V236L62 237ZM91 238V239H90ZM136 239V241H135V239ZM9 239H10V241H9ZM4 240V241H3ZM141 240V241H140ZM151 240H152V242H151ZM172 240V239H171ZM63 241V242H62ZM132 241H133V243H132ZM170 241V240H169ZM139 242V243H138ZM147 242V243H146ZM127 243V244H126ZM131 243V244H130ZM141 243H143V244H141ZM142 245V246H141ZM146 245V246H145ZM153 245V246H152ZM157 245V246H156ZM109 246H111V247H109ZM152 246V247H151ZM9 248V249H8ZM142 248V249H141ZM128 249H130V250H128ZM147 249V250H146ZM113 250H115V251H113ZM127 250V251H126ZM153 252H152V251ZM1 251V250H0ZM83 252H86V250L85 251H83ZM1 253H2V251H1ZM129 253V254H128ZM118 254H119V256H118ZM122 254V255H121ZM124 255V256H123ZM14 257V258H13ZM69 257V258H68ZM19 258V257H18ZM126 258V257H125ZM124 258V259H125ZM127 258H126V261H125V263L127 262L128 263V260H127ZM124 259H121V260H124ZM131 259V258H130ZM6 260H7V262H6ZM113 262H112V261ZM5 261V262H4ZM13 261V262H12ZM17 261V262H16ZM53 261V262H52ZM29 262V261H28ZM56 262V263H55ZM42 264V263H44V261L43 262H38L37 264ZM156 263V264H157ZM28 264H36V262L35 261H32L31 262V260H30V263H28Z\"/></svg>", "mask_w": 264, "mask_h": 264}, {"label": "built area", "instance_id": "3", "mask_svg": "<svg viewBox=\"0 0 264 264\" xmlns=\"http://www.w3.org/2000/svg\"><path fill=\"white\" fill-rule=\"evenodd\" d=\"M215 63L210 69V86L192 88L185 106L188 113H193L214 102L211 118L207 122L210 133L203 136L199 143H205L215 150L209 162L215 174L221 177L238 170L252 153L264 150V102L256 103L251 112L242 114L235 99L244 81L260 70L258 63L241 65L236 55L228 49H222L215 55ZM216 66L220 67L222 74L216 71ZM155 72L151 67H138L128 70L118 80L116 88L121 111L131 108L146 95H153V110L165 104L163 96L154 89L160 80L154 75ZM191 119L189 115V121ZM167 155L183 163L192 162L198 157L197 145L179 151L171 148Z\"/></svg>", "mask_w": 264, "mask_h": 264}]
</instances>
